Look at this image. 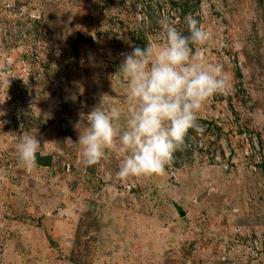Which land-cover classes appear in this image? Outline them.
Returning a JSON list of instances; mask_svg holds the SVG:
<instances>
[{"label": "rangeland", "instance_id": "374dc122", "mask_svg": "<svg viewBox=\"0 0 264 264\" xmlns=\"http://www.w3.org/2000/svg\"><path fill=\"white\" fill-rule=\"evenodd\" d=\"M165 16L210 33L193 54L227 93L164 175L119 179V149L86 167L74 125L127 113L123 54L162 46ZM26 134L44 144L31 171ZM0 264H264V0H0Z\"/></svg>", "mask_w": 264, "mask_h": 264}, {"label": "clouds", "instance_id": "9594fccd", "mask_svg": "<svg viewBox=\"0 0 264 264\" xmlns=\"http://www.w3.org/2000/svg\"><path fill=\"white\" fill-rule=\"evenodd\" d=\"M185 21L188 35L165 16L159 21L165 37L162 46L149 43L123 54L119 71L127 84V113L99 105L80 115L74 127L86 167L107 161L119 149L126 153L116 173L119 179L164 175L174 154L183 150L189 129L199 128L203 104L227 93L223 66L205 65L193 54V45L205 46L210 33L193 17ZM43 145L37 135L21 137L17 153L26 170L36 167L38 154H45Z\"/></svg>", "mask_w": 264, "mask_h": 264}, {"label": "built area", "instance_id": "2783aa9c", "mask_svg": "<svg viewBox=\"0 0 264 264\" xmlns=\"http://www.w3.org/2000/svg\"><path fill=\"white\" fill-rule=\"evenodd\" d=\"M192 143H193V141H190V139L189 140L188 139L187 140L185 139V146H184L183 149L185 151H187V150L189 151L193 147L192 146ZM195 145H197V144H195ZM201 147L203 148V146H201ZM247 153L253 155V157L255 158V162L256 163H259V162L262 161V158H261L260 154L257 153V151L254 150L253 148L251 149V151L249 149H247Z\"/></svg>", "mask_w": 264, "mask_h": 264}, {"label": "water", "instance_id": "95a60500", "mask_svg": "<svg viewBox=\"0 0 264 264\" xmlns=\"http://www.w3.org/2000/svg\"><path fill=\"white\" fill-rule=\"evenodd\" d=\"M81 39H83V40H89L90 42H93L94 41V38L92 37V36H87V37H83V38H81Z\"/></svg>", "mask_w": 264, "mask_h": 264}]
</instances>
